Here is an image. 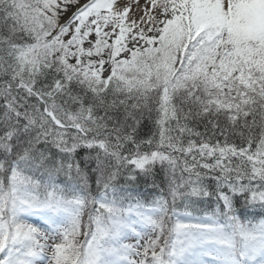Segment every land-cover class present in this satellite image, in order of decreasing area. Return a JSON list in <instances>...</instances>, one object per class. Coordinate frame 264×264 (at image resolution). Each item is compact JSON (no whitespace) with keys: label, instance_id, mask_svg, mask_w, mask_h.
Returning a JSON list of instances; mask_svg holds the SVG:
<instances>
[{"label":"snow or ice","instance_id":"snow-or-ice-1","mask_svg":"<svg viewBox=\"0 0 264 264\" xmlns=\"http://www.w3.org/2000/svg\"><path fill=\"white\" fill-rule=\"evenodd\" d=\"M0 264H264V0H0Z\"/></svg>","mask_w":264,"mask_h":264},{"label":"trees","instance_id":"trees-1","mask_svg":"<svg viewBox=\"0 0 264 264\" xmlns=\"http://www.w3.org/2000/svg\"><path fill=\"white\" fill-rule=\"evenodd\" d=\"M145 131H147V129H145ZM83 154H84V152L81 151V152H80V155H83ZM147 191H148V189L146 188V186H145L143 183H141V184L136 188V190L133 192V195H136L137 193L143 195V194H144L145 192H147ZM256 218L259 219V218H260L259 215H257ZM37 219H39V218H38V217H33V220H37Z\"/></svg>","mask_w":264,"mask_h":264},{"label":"rangeland","instance_id":"rangeland-1","mask_svg":"<svg viewBox=\"0 0 264 264\" xmlns=\"http://www.w3.org/2000/svg\"><path fill=\"white\" fill-rule=\"evenodd\" d=\"M141 3H143V0H140Z\"/></svg>","mask_w":264,"mask_h":264}]
</instances>
